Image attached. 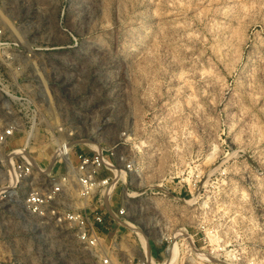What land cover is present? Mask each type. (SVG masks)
<instances>
[{
  "label": "rangeland",
  "instance_id": "obj_1",
  "mask_svg": "<svg viewBox=\"0 0 264 264\" xmlns=\"http://www.w3.org/2000/svg\"><path fill=\"white\" fill-rule=\"evenodd\" d=\"M9 127L0 189L24 145L45 167L64 145L132 163L108 204L126 212L118 264L143 263L127 223L156 263L175 241L176 264H264V0H0ZM0 264L96 262L65 229L0 205Z\"/></svg>",
  "mask_w": 264,
  "mask_h": 264
},
{
  "label": "built area",
  "instance_id": "obj_2",
  "mask_svg": "<svg viewBox=\"0 0 264 264\" xmlns=\"http://www.w3.org/2000/svg\"><path fill=\"white\" fill-rule=\"evenodd\" d=\"M13 134V127L1 132L0 146ZM12 152L1 162L7 185L0 189V205L17 206L36 219L65 229L91 252L96 264H118L112 243L119 228L124 227L126 212L123 207L113 211L108 204L120 176L131 171L132 163L115 158L113 150L80 151L71 158L67 148L54 154L51 168L40 165L26 148ZM119 162L122 170L118 169ZM56 166L59 170L53 168ZM67 193L72 203L64 202Z\"/></svg>",
  "mask_w": 264,
  "mask_h": 264
},
{
  "label": "bare ground",
  "instance_id": "obj_3",
  "mask_svg": "<svg viewBox=\"0 0 264 264\" xmlns=\"http://www.w3.org/2000/svg\"><path fill=\"white\" fill-rule=\"evenodd\" d=\"M25 148H26V145H24L22 148L14 150V152H12V153L13 154L20 153ZM67 148L64 145V146L60 147V149L58 148V150H60L62 153H64V151L67 150ZM135 196H137V194H135V193L134 194H126V197H135ZM127 224H128V226H130L132 228V232L136 235V238L139 242L140 252H141L144 264H176V262L178 261V259L180 257V248L175 241H173L172 244L166 249L165 259L156 263V262H154V259L150 254V249H149L147 237L143 233H141L139 230H137L136 227L133 226L132 224H129V223H127ZM122 225H124V223ZM192 249L198 256L204 257V255L202 253H199L198 250H195L194 248H192Z\"/></svg>",
  "mask_w": 264,
  "mask_h": 264
}]
</instances>
